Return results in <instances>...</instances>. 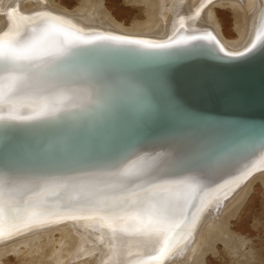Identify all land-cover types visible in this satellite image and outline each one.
<instances>
[{
  "label": "bare ground",
  "instance_id": "6f19581e",
  "mask_svg": "<svg viewBox=\"0 0 264 264\" xmlns=\"http://www.w3.org/2000/svg\"><path fill=\"white\" fill-rule=\"evenodd\" d=\"M134 1L142 6L143 19L138 20L137 17L127 25L107 12L102 6L103 0H82L71 10L56 0H0V36L15 30L17 17H25L27 23L38 26L47 17L56 16L73 26L76 34L85 39L125 36L128 40H142L152 45L183 44L189 37L210 33L225 51L232 54L264 42V0H129L131 3ZM216 7H227L232 13L236 37L228 38L221 31L218 17V21L214 18L217 16ZM75 46H69L62 55L56 54L55 44L50 46L51 54L32 64L29 87L16 98L19 114L32 116L41 109L50 110L46 111V116L26 121L3 120L0 124L36 122L51 114H63L73 107L79 114H83L84 111L80 112L83 109H96L91 103L89 106L78 104L87 103L89 98L97 101L98 96L94 87V91H89L85 84L76 82L83 79L86 68L73 60L64 62L71 53L76 56L82 54L75 53ZM217 53L222 56L219 47ZM174 64L168 63L172 71L175 70L172 68ZM65 66L69 69L66 76L64 70H60ZM128 71L121 67V75L124 76L110 77L113 83L109 91L111 104L123 95L122 88L138 90L142 86L140 81L132 79L136 74ZM82 97L86 99L80 101ZM2 114L7 116V110ZM248 125L242 122L241 131L247 132L250 129ZM239 132L237 125L224 128L206 126L201 133L172 134L148 140L114 159L79 167L0 169V180L5 181L9 191L15 194L21 217L43 213L31 221L22 220L19 230H6L0 236V264H7L4 259L11 254H16L18 264H97L98 258V264H140V261H149V264H200L210 250L208 248L202 253L204 251L198 249L204 245L211 248L214 236L216 239L222 236L223 243L232 244L237 253H248L246 258L242 252L236 255L242 254L250 260V253L242 249L248 244L246 239L242 240L241 235L239 239L238 235L235 238L232 235L234 231L229 235L230 227L227 226L230 223H227L242 209L258 184L264 188V140L259 144L249 143L245 138H239L242 136ZM200 135H205V138ZM225 143L227 148L219 153L206 155L201 152L214 144ZM178 155L184 157L180 163L173 161ZM156 184H189L198 190L186 201L184 223L175 247L162 259L150 260V257H159L163 244L160 237L137 231L122 221L117 222L113 231L104 224L102 217L125 216L139 211L137 204H124L121 198L130 192L143 196L145 187ZM216 228L224 235H218ZM215 246L207 255L216 251ZM242 258L238 260L241 262ZM250 261L245 262L254 264Z\"/></svg>",
  "mask_w": 264,
  "mask_h": 264
},
{
  "label": "water",
  "instance_id": "95a60500",
  "mask_svg": "<svg viewBox=\"0 0 264 264\" xmlns=\"http://www.w3.org/2000/svg\"><path fill=\"white\" fill-rule=\"evenodd\" d=\"M166 45L170 47L123 41L77 44L75 53L82 54L71 53L64 62L73 60L86 68L83 79L76 82L85 84L89 91L94 87L98 98L82 97L80 101L86 99L87 103L78 104L91 103L96 109H83L79 114L73 107L67 110L70 114H51L36 122L0 124V169L79 167L114 159L148 140L201 133L206 126L237 125L242 135L239 138L263 142L264 42L249 47L252 50L246 49L243 55H226L229 52L224 50L220 51L222 56L216 44L190 37L183 44ZM170 61L175 63L174 71L168 66ZM121 67L133 71L137 78L132 79L142 86L138 90L122 88L123 95L111 104L110 77L124 76ZM60 70L65 76L69 73L66 66ZM242 122L250 124L247 132L240 129ZM226 144H214L201 152L219 153ZM183 158L178 155L173 161L180 163Z\"/></svg>",
  "mask_w": 264,
  "mask_h": 264
},
{
  "label": "snow or ice",
  "instance_id": "6c2138e0",
  "mask_svg": "<svg viewBox=\"0 0 264 264\" xmlns=\"http://www.w3.org/2000/svg\"><path fill=\"white\" fill-rule=\"evenodd\" d=\"M18 23L14 31L0 36V121H26L40 118L46 111L41 109L32 116L19 114L15 104L16 98L29 87L30 69L33 63L38 62L45 55H50V46L56 45V54L62 55L69 46L80 43L91 44L101 41H122L132 44L146 45L152 48H168L170 45H152L142 40H124L119 36H98L85 39L77 35L73 26L61 18L49 16L38 26L27 23V18L17 17ZM262 35H264V21H262ZM191 40H205L216 44L221 52L223 46L219 44L210 33L205 36H193ZM255 44L252 48H255ZM252 49H248L251 51ZM195 54V50L193 51ZM233 55L232 53H225ZM243 55V53H238ZM7 110L8 115L2 113ZM198 189L194 185L179 184L169 186L156 184L144 188V195L130 192L121 199L124 204L134 202L139 211L125 216L109 215L102 217L104 224L116 230L118 221L129 225L137 231L149 235H156L163 241L159 257H150V260L162 259L177 244V237L184 223L183 209L187 199ZM147 205V207H145ZM43 213H32L30 216L21 217V211L16 203L15 194L10 192L5 181L0 180V236L4 232L19 230L22 220L31 221ZM140 264H149V261H140Z\"/></svg>",
  "mask_w": 264,
  "mask_h": 264
},
{
  "label": "rangeland",
  "instance_id": "374dc122",
  "mask_svg": "<svg viewBox=\"0 0 264 264\" xmlns=\"http://www.w3.org/2000/svg\"><path fill=\"white\" fill-rule=\"evenodd\" d=\"M56 1H57V3L61 4L65 8L71 10V9L76 8L80 4V1H82V0H59V1L56 0ZM103 1L105 3L102 6H104V8L107 9V12H109L111 14V16L115 17V19L118 22H123V23L129 25L132 21L136 20L137 17H138L137 18L138 20L140 18L143 19V15H144L143 8H142V6H139V4L135 3V1L132 2L135 4H132L131 2H129V0H103ZM225 8L221 7V9H220V8L216 7L215 8V15H217V16L214 15L215 16L214 18H216V21H218V19H219V21L217 23L221 25L220 26L221 31H223L227 35L228 38H234L237 35L235 33V30H234L233 15L227 7H225ZM139 11H140V13H139ZM217 17H218V19H217ZM97 27H99V25H96V28ZM239 212H240V214H239ZM236 215H238V216L236 217ZM236 215L235 216L232 215L233 218L234 217L237 218L236 220L233 219L232 216L230 217L231 219L227 223V224H229V223L231 224V225L229 224L227 226L228 228L230 227L229 228L230 231L227 233L229 234L230 232L232 233L234 231L236 234L233 232L232 235L235 238L237 237L235 235L239 236V237H237V239H239L240 235H241L242 240L246 239L245 241L248 244H246V245L244 244L245 248L243 247L242 249L245 252L248 251L250 253L249 258L251 257L250 260H252V258H253L252 261L254 262V264H258V263L264 264V188L262 187L261 184H258L255 187V189L251 192V195L249 196L248 201L245 203V205L242 207V209H240V211L237 212ZM217 229L218 228H216V230ZM219 230H217L218 235H222L223 232L219 233ZM214 232H215L214 233V235H215L216 231L214 230ZM223 235H224V233H223ZM225 235H226V233H225ZM220 237H222V236H220ZM220 237H218V239ZM214 238H215V236L212 238V240L213 241L215 240L214 241V243H215L218 239H216V238L214 239ZM235 238H234V240H236ZM240 240H238V241H240ZM213 241H212V243H213ZM218 241L216 243H218ZM223 241H224V239L222 237V239L219 241L220 243H218V244L213 243L214 245H216L215 246L216 251H214L215 250L214 249L213 253L217 254V256L211 255L213 253H211L210 256L207 255V254H209V252H212L211 249L214 247L213 244L211 245L212 246L211 248L207 247L205 245H204V247L201 246L202 248H199L198 250H200L201 252L203 250L204 252H202V253L207 252L208 248L210 251H208V253L205 254V259H203L204 261L200 262V264L201 263H204V264H241L242 263V264H244L245 261H247V260H248V262L250 261L248 259V257H247V260L245 259L246 256L248 255V253H246L247 255H245L244 252L238 251V253L242 252L245 255L244 256L245 258L243 257L242 254H239L240 256L236 255L237 250L235 248H233L232 244H230V243L227 244V242H224L227 244L226 245L223 243ZM248 241H250V243ZM236 242H237V240H236ZM229 244H230V249H231L230 252L232 254L235 252L234 255H231V253H230V255H228L229 254L228 251L230 250ZM227 246H228V249L227 248L224 249V247H227ZM225 250H228V251L226 252ZM232 251H234V252H232ZM13 255H15V256H13ZM13 255L12 254L9 255L6 260L4 259L5 263H7V264H18L16 254H13ZM202 255L203 254H200L201 257H202ZM241 255L243 258L241 257ZM99 256H101V254ZM99 256L96 255V258ZM214 256H216V257H214ZM233 256H236V258H234ZM237 256L241 257L242 260L243 261L245 260V261L243 262L241 260V262H240L238 259H241V258H239V257L237 258ZM101 258H102V256H101ZM96 260H98V261H96V263L100 262L99 261L100 258H98ZM200 261H202V260H200ZM252 261H250V262L253 263ZM245 263L247 264V262H245ZM100 264H102V263H100Z\"/></svg>",
  "mask_w": 264,
  "mask_h": 264
}]
</instances>
